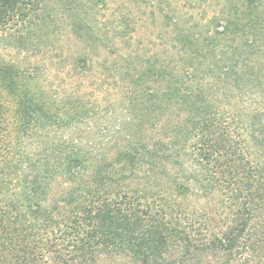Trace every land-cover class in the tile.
Instances as JSON below:
<instances>
[{"label":"trees","instance_id":"trees-1","mask_svg":"<svg viewBox=\"0 0 264 264\" xmlns=\"http://www.w3.org/2000/svg\"><path fill=\"white\" fill-rule=\"evenodd\" d=\"M108 1L0 0V264H264V0H221L204 32L157 3L177 57L127 55L128 113L98 143L1 51L39 67L65 29L128 43Z\"/></svg>","mask_w":264,"mask_h":264},{"label":"rangeland","instance_id":"rangeland-1","mask_svg":"<svg viewBox=\"0 0 264 264\" xmlns=\"http://www.w3.org/2000/svg\"><path fill=\"white\" fill-rule=\"evenodd\" d=\"M157 3L166 10H170V6L175 8L181 24L191 26L197 32H204L208 19L222 9L221 0H206L194 8L175 0H109L110 12L120 10L135 25L128 43L114 38L111 32L98 41L77 37L65 29L60 41L54 44L64 62L55 59L54 65L47 63L37 67L32 58L39 54L38 50L28 54L12 50L1 52L6 60L24 71L28 68L38 70L40 76L34 84L36 90L45 95L59 92L67 102L66 106L76 109L77 114L64 128L66 135L74 132L76 137L95 138L93 140L98 143L103 137L112 140L113 136L116 137L115 124H119L128 113L125 90L131 71H125L127 55L135 60L138 56L145 60L177 57L172 43L174 35L169 28L163 27L162 18L156 13ZM109 18L104 17L106 23L112 20ZM77 56H83L85 60L74 70L69 63ZM63 63L69 66L59 69Z\"/></svg>","mask_w":264,"mask_h":264}]
</instances>
